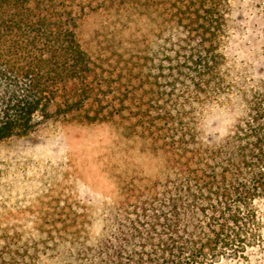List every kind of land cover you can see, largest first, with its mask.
<instances>
[{"label": "trees", "instance_id": "trees-1", "mask_svg": "<svg viewBox=\"0 0 264 264\" xmlns=\"http://www.w3.org/2000/svg\"><path fill=\"white\" fill-rule=\"evenodd\" d=\"M229 12L230 0H0V142L50 119L109 122L164 157L163 177L123 187L97 243L61 237L79 264H219L263 248L264 81L235 91L227 136L201 138V110L234 88ZM0 264L31 263L6 244Z\"/></svg>", "mask_w": 264, "mask_h": 264}, {"label": "rangeland", "instance_id": "rangeland-1", "mask_svg": "<svg viewBox=\"0 0 264 264\" xmlns=\"http://www.w3.org/2000/svg\"><path fill=\"white\" fill-rule=\"evenodd\" d=\"M101 22L99 15L88 19L87 39ZM227 22L224 50L234 88L201 110V138L213 142L240 116L235 91L264 81V0H230ZM164 175L163 155L118 125L50 119L32 134L0 142V249L7 244L31 264H79L76 247L61 240L65 232L77 230L81 247L94 245L123 187ZM260 207L264 232V200ZM248 255L219 264H264V246Z\"/></svg>", "mask_w": 264, "mask_h": 264}]
</instances>
